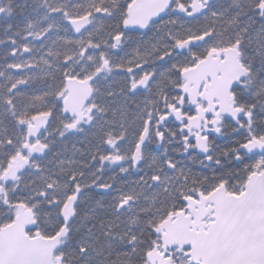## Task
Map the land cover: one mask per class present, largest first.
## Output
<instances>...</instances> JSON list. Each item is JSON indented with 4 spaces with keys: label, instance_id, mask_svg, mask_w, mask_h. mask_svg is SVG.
<instances>
[{
    "label": "snow or ice",
    "instance_id": "snow-or-ice-1",
    "mask_svg": "<svg viewBox=\"0 0 264 264\" xmlns=\"http://www.w3.org/2000/svg\"><path fill=\"white\" fill-rule=\"evenodd\" d=\"M0 264H264V0H0Z\"/></svg>",
    "mask_w": 264,
    "mask_h": 264
}]
</instances>
